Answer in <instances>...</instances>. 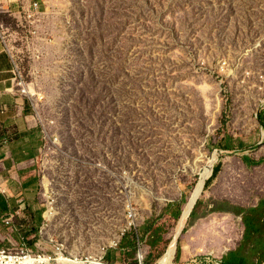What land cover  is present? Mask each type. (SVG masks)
<instances>
[{
    "label": "rangeland",
    "instance_id": "374dc122",
    "mask_svg": "<svg viewBox=\"0 0 264 264\" xmlns=\"http://www.w3.org/2000/svg\"><path fill=\"white\" fill-rule=\"evenodd\" d=\"M19 2L0 0V34L40 133L27 247L80 264H140V248L143 264H160L173 242L175 264L222 252L233 229L219 219L264 197V58L254 72L244 55L264 38V0H47L31 18ZM203 182L193 210L226 191L236 205L201 214L191 239L181 216ZM232 223L242 229L241 216Z\"/></svg>",
    "mask_w": 264,
    "mask_h": 264
},
{
    "label": "crops",
    "instance_id": "0c3cea01",
    "mask_svg": "<svg viewBox=\"0 0 264 264\" xmlns=\"http://www.w3.org/2000/svg\"><path fill=\"white\" fill-rule=\"evenodd\" d=\"M15 68V60L0 34V248L28 246L29 241L35 236L36 163L40 154V149L37 147L40 133L35 126L27 122L25 108L16 94ZM237 147L225 142L222 143L220 150L238 154ZM241 152L237 156L242 167H247V163L243 161L246 149ZM223 203L236 205V199L232 198L227 191L218 198L214 196L205 198L200 211L193 210L188 218V223L193 226L188 237L192 239L190 235L197 234L201 214L233 210L221 205ZM241 211V213L232 211L233 213H228L229 217L219 219L225 226L227 221L232 224V233L224 234L225 239L232 241L227 243L223 239L219 247L225 248L219 254L209 253L206 256H197L204 264H222L223 257L230 255H234L237 261L243 260L244 264H264V197ZM237 216H241L242 221V229L238 232L235 224L232 223ZM243 219L248 220L246 234H244ZM214 220L209 221L212 223ZM191 239L189 243L192 242ZM202 244L200 245L202 248L196 253L205 252V245L208 244ZM207 256L211 262H207ZM179 262L183 263V259Z\"/></svg>",
    "mask_w": 264,
    "mask_h": 264
},
{
    "label": "built area",
    "instance_id": "2783aa9c",
    "mask_svg": "<svg viewBox=\"0 0 264 264\" xmlns=\"http://www.w3.org/2000/svg\"><path fill=\"white\" fill-rule=\"evenodd\" d=\"M15 1V0H13ZM44 3H48L47 0H20L19 4L20 7H22L23 12L25 13V15L28 16V18H31L35 15L38 14L41 6H43ZM264 45V38L262 36L259 37H255L251 40V43L248 45V49L246 52H249L248 54H245V56H248L250 58V62L253 65V69L254 72H257V65L259 64V62H261V60L264 58V50H262V46ZM222 66L221 69H228L229 67V63H230V59L229 58H224L222 57ZM258 72H264V68L261 67L259 69H257ZM253 71V70H252ZM14 84H15V88H16V94L17 95H27V91L24 88L26 86V84L22 81L21 76L18 73V69L17 66L15 68L14 71ZM264 79V78H263ZM262 79V80H263ZM27 87V86H26ZM131 215L128 217V225L131 226ZM9 223V220L7 221V224ZM124 231V229H123ZM55 250L57 251V253H62V246L57 245ZM142 253V249L140 248L139 250V261L140 264H143V258L141 257ZM57 255V254H56ZM44 257V255H40V254H33L32 250L29 249L26 245H21V246H17L14 248H0V264H21L24 260L28 259V258H34L35 259H39L40 257ZM48 257V262L50 264H53L55 262V259L52 258L51 256H47ZM207 262H211L209 257H206ZM173 264L174 263V259H173ZM180 264H204L203 261L199 260L197 257H194L190 260H187L183 263Z\"/></svg>",
    "mask_w": 264,
    "mask_h": 264
},
{
    "label": "bare ground",
    "instance_id": "6f19581e",
    "mask_svg": "<svg viewBox=\"0 0 264 264\" xmlns=\"http://www.w3.org/2000/svg\"><path fill=\"white\" fill-rule=\"evenodd\" d=\"M27 91V94H31V96H33V93L30 92V87H24ZM218 159V157H214L213 160L210 159V161H208V164H207V173H206V177H210L212 175V166L213 164L215 163V161ZM204 175L202 176V179H203ZM203 186H204V182L199 186L198 188V191L196 193V195L192 198L191 202L189 203V205L187 206L186 210L183 211L182 213V216H181V220H182V223L184 222V220H186V218L189 216V213L192 209V206L194 205V203L197 201V198H198V195L201 193V191L203 190ZM202 195V193L200 194V196ZM175 252H176V243L173 242L170 246V249L168 251V254L164 257L163 261L160 263V264H173V259L175 258L174 255H175ZM57 255H63V253H57ZM57 260L56 263H53V264H63V263H69V264H80L77 260H69V259H65V258H62L60 257L59 259H55V261ZM88 262L90 264H94L92 261H89V260H86L85 262L83 263H87ZM21 264H50L48 262V257L47 256H44V257H40L39 259H35L34 258H28L26 260H24ZM97 264V263H95Z\"/></svg>",
    "mask_w": 264,
    "mask_h": 264
},
{
    "label": "trees",
    "instance_id": "16d2710c",
    "mask_svg": "<svg viewBox=\"0 0 264 264\" xmlns=\"http://www.w3.org/2000/svg\"><path fill=\"white\" fill-rule=\"evenodd\" d=\"M258 119H259L261 125L264 127V111H261L259 113ZM219 170H220L219 167L214 170V174H213L214 177L217 175ZM190 200H191V198H190ZM190 200H189V202H190ZM189 202H188V204H189ZM173 206H174V204H173ZM237 210H239V211H235L236 213H241L242 212L240 209H237ZM225 212H229V211H225ZM166 214H170L171 217H173L176 220L179 219V217H180V211L177 208L175 210H173L172 213H169L168 211H166ZM243 225H244V228H245L244 234H246V232L248 233V220L243 219ZM145 231L147 232L148 230L146 229ZM158 233H159V229H155L149 236V238H153V237L155 238L153 241L149 242L152 247H154L161 240V236ZM122 246L123 247L131 246L132 248H135L134 242H131L128 239V236L123 240ZM222 264H244V262H243V260L237 261L234 258V255H230V256L223 257Z\"/></svg>",
    "mask_w": 264,
    "mask_h": 264
},
{
    "label": "water",
    "instance_id": "95a60500",
    "mask_svg": "<svg viewBox=\"0 0 264 264\" xmlns=\"http://www.w3.org/2000/svg\"><path fill=\"white\" fill-rule=\"evenodd\" d=\"M197 201H198V200H197ZM197 201H196V202L194 203V205L192 206V209H191L190 213L192 212V210H193L194 207L196 206ZM190 213H189V215H190Z\"/></svg>",
    "mask_w": 264,
    "mask_h": 264
}]
</instances>
